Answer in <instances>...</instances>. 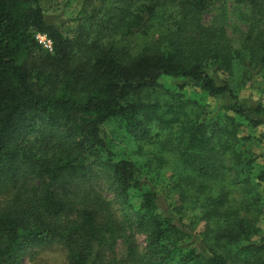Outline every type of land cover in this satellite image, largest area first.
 I'll return each mask as SVG.
<instances>
[{"label": "trees", "instance_id": "trees-1", "mask_svg": "<svg viewBox=\"0 0 264 264\" xmlns=\"http://www.w3.org/2000/svg\"><path fill=\"white\" fill-rule=\"evenodd\" d=\"M216 3L264 22V0H83L73 33L40 0H0V264L54 247L66 264H264V170L252 177L239 123L264 126V106L236 95L264 75V38L249 33L233 48L202 23ZM178 79L223 101L221 117L163 102L161 82ZM112 122L152 158L155 145L172 154L175 204L134 161L114 158ZM185 200L204 222L199 235L182 222Z\"/></svg>", "mask_w": 264, "mask_h": 264}, {"label": "rangeland", "instance_id": "rangeland-1", "mask_svg": "<svg viewBox=\"0 0 264 264\" xmlns=\"http://www.w3.org/2000/svg\"><path fill=\"white\" fill-rule=\"evenodd\" d=\"M40 3L46 19L50 23L73 33L78 29L79 22L76 21V18L81 14L83 0H40ZM223 4L216 3L202 15L204 26L223 29L226 39L233 48H238L249 33L252 36L259 35L264 38V22L256 25V22H254L256 20L253 21L249 16L251 14L249 7L237 9L231 3ZM154 34H156L155 31H150L147 38L135 36L133 41L135 40V44L141 46L147 39L156 38ZM235 75L240 78L237 69ZM222 77L224 75L218 76L219 79H222ZM240 80L237 79L236 82H240ZM161 85L162 87L158 92L163 102L185 106L187 111L194 112L205 119L211 117L212 114L221 117L222 113H224L226 106L223 101L209 98L204 92L191 86V80H164ZM236 95L245 106L258 102L264 106V75H258L251 82H246L245 85H242L240 89L237 88ZM239 123L242 125L240 136L249 137L250 139L244 148L250 149L255 157L252 167V177H254L259 171L264 170V126L252 128L242 120H239ZM104 130L107 144L111 152L114 153V158L122 157L134 161L137 167L147 176V179L152 181V185L158 184V191L163 194L167 203L175 204L178 201V191L171 188L165 190L168 183L176 179V167L172 154L161 151L155 145L153 146L155 149H153L156 152V156L152 158L151 148L146 146L140 150L141 145L138 146L137 141L126 134L116 122L107 124ZM98 192L107 200L113 201L112 195L106 192V188L102 187ZM240 192L239 189H232L231 202L236 207L240 206V203L244 200V196ZM258 192L264 197V185L260 187ZM137 203L138 198L133 197L132 204L134 207L138 206ZM185 203L182 222L191 226L194 229V233L199 235L204 225V222L199 221V210L194 207L193 203H189L188 200H185ZM136 240L140 246H143V238L141 236H136ZM37 251L32 252L33 255L29 253L22 255L21 264H66L64 253L57 247L39 251L35 254Z\"/></svg>", "mask_w": 264, "mask_h": 264}, {"label": "built area", "instance_id": "built-area-1", "mask_svg": "<svg viewBox=\"0 0 264 264\" xmlns=\"http://www.w3.org/2000/svg\"><path fill=\"white\" fill-rule=\"evenodd\" d=\"M35 41L41 45L43 49H45L48 52H51L52 50V44L49 39L46 38L44 35L37 34L35 35Z\"/></svg>", "mask_w": 264, "mask_h": 264}]
</instances>
